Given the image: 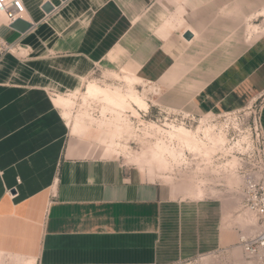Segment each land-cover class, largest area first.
Instances as JSON below:
<instances>
[{"label":"crops","instance_id":"1","mask_svg":"<svg viewBox=\"0 0 264 264\" xmlns=\"http://www.w3.org/2000/svg\"><path fill=\"white\" fill-rule=\"evenodd\" d=\"M23 1L35 25L20 37L51 31L41 24L47 21L57 37L72 38V53L91 52L79 38L95 35H118L121 43L136 37L143 52L163 19L178 22L166 35L177 38L168 52L178 51L195 113L223 115L261 102L254 113L264 137V0H49V14L41 8L47 0ZM112 10L114 28L98 22V13ZM11 84L0 79V93L13 96L0 108V264H175L207 245L199 206L193 229L176 214L168 189L102 144L97 153L92 141L83 148L67 141L58 111L45 102L25 107V94L34 92ZM67 126L72 137H85Z\"/></svg>","mask_w":264,"mask_h":264},{"label":"rangeland","instance_id":"2","mask_svg":"<svg viewBox=\"0 0 264 264\" xmlns=\"http://www.w3.org/2000/svg\"><path fill=\"white\" fill-rule=\"evenodd\" d=\"M116 16L118 13L116 14L114 10L111 13L97 14L98 22L107 23L110 27L112 23L113 28L119 23V21H113ZM5 22V16L0 13V37L11 44L0 59V79L12 83L6 86L12 87L13 91L34 92L33 96L25 94L29 102L25 104V107L28 104L30 107H35L45 102L44 108L58 111V118L63 123L67 141H75L82 148L88 141H92L97 147L94 152L97 153L102 144L112 156L118 157L129 167L139 170L146 180L168 189L172 198L171 202L177 209L176 214L180 218L184 217V223L190 228L194 229L198 223L195 222V213L196 206H199L200 224L197 226L201 242L207 245H204L191 258L175 264H264L257 257L247 254L242 248V239L250 238L259 227L254 216L252 221L238 218V216H252L242 205L238 187H234L237 184L240 185V179L238 178L237 182H229L232 172H235L229 166L227 170L216 171L219 166L231 160L232 155H235L234 152L230 154L229 147L239 146V144L234 145L236 141L240 144L247 141L245 135L246 131H249L248 122L253 114H256L254 110L258 111L261 102L235 111L233 114L195 113L191 104L190 86L184 82L182 67L178 64L180 59L178 51L168 52V44L177 38H168L166 35L180 27L178 22L163 19L159 26L160 36L146 38L143 52L141 45L136 42V37H130L127 42L121 43L118 35L103 38L95 35V37L79 38L80 42L88 40L85 49L92 47L91 52L75 53L69 50L73 48L72 38L57 37L53 27L47 21H42L41 24L52 28L51 31L38 36L39 27L27 35V37L32 36L29 38L31 41H25L24 37H20L19 32L17 35V32L11 30L12 28H7ZM34 25H31V28ZM13 32L16 36L11 35ZM186 35L190 34L185 33L184 38H187ZM58 39L64 40L65 45H57ZM74 41H77V38ZM62 47L65 51L55 50ZM126 67L143 79V83L134 85L150 105L148 112H142V119L155 122L164 128L171 123L183 125L189 129L210 125L213 127V133L222 134L227 138V150L216 153L212 165H205L201 157L188 153L187 161L180 167L175 166L166 179L157 172L155 167H147L146 164L134 160V157L148 149L151 143L150 139L141 140L142 130L125 135L126 140L123 142L127 146L126 156L120 150H114L111 147L110 142L114 137L108 135L104 129L94 127V124L88 120L76 125L71 117V132L86 134L80 139L72 137L65 119L52 102V98L77 92V104L73 113L75 115L81 109L79 95L84 91L87 81L96 80L101 85L118 86L125 91L126 83L116 78L114 74H123L126 72ZM21 94H16L15 98H19ZM12 97L11 94L0 93V108L7 107V101ZM82 107L86 108L94 118H100L101 104L98 101H89L88 105ZM132 121L137 124L136 118H132ZM201 180L206 188L205 194L196 197L192 194L194 187L190 184ZM215 237H217V244L214 242Z\"/></svg>","mask_w":264,"mask_h":264},{"label":"bare ground","instance_id":"3","mask_svg":"<svg viewBox=\"0 0 264 264\" xmlns=\"http://www.w3.org/2000/svg\"><path fill=\"white\" fill-rule=\"evenodd\" d=\"M258 14L264 15V8ZM189 38L185 39L189 40ZM125 70L126 72L121 75L114 74L116 78L126 83L125 91L118 86L101 85L96 80L87 81L84 91L79 95L81 109L75 115L73 113L77 104V92L53 97L52 101L60 109L66 124L70 123L71 117L76 125L88 120L94 124V127L104 129L108 135L114 137L110 142L111 147L114 150H120L124 156H126L127 148L123 142L126 140L125 135L142 130L141 140L150 139L151 143L149 148L140 152L134 157V160L146 164L147 167H155L157 172L166 179L175 166L180 167L187 161L188 153L201 157L205 165H212L214 155L219 151L227 150V138L222 134L213 133V127L210 125L204 128L198 126L195 129H189L183 125L171 123L167 128H164L155 122L142 119V112H148L150 105L134 85L143 83V79L129 67H126ZM89 101H98L101 104L100 118H94L86 108L82 107L88 105ZM132 118L137 119V124L133 123ZM245 138L248 142L246 135ZM242 143L244 142L240 144L239 141H236L234 145L239 144V146L229 147L230 154H233L235 149L243 148ZM235 160V156L232 155V159L219 166L216 171L227 170L228 166L235 170ZM232 181H238L237 173L234 171L229 182ZM203 183L201 180L190 184L194 187L192 191L194 196L200 197L205 194L206 188ZM234 187H239V184ZM253 216L252 214L250 217L238 216V218L252 221L255 217Z\"/></svg>","mask_w":264,"mask_h":264},{"label":"built area","instance_id":"4","mask_svg":"<svg viewBox=\"0 0 264 264\" xmlns=\"http://www.w3.org/2000/svg\"><path fill=\"white\" fill-rule=\"evenodd\" d=\"M26 12L23 0H0V13L5 16L7 26L17 19L26 20ZM10 45L0 37V59ZM233 113L235 111L225 114ZM248 128V142L242 143L243 148L233 151L236 159L235 172L240 179L238 189L242 205L256 217L259 229L250 238L242 239V248L264 263V137L259 128L258 115L253 114Z\"/></svg>","mask_w":264,"mask_h":264},{"label":"water","instance_id":"5","mask_svg":"<svg viewBox=\"0 0 264 264\" xmlns=\"http://www.w3.org/2000/svg\"><path fill=\"white\" fill-rule=\"evenodd\" d=\"M61 1H65V0H61ZM42 10L49 14L51 13L54 9L55 6L54 4L47 0L45 1L42 5H41ZM31 25H33L31 22L24 20V19H17L16 21H14L10 27L14 30H16L19 33H24L26 32L29 28H31ZM187 38L190 37V35H186Z\"/></svg>","mask_w":264,"mask_h":264}]
</instances>
